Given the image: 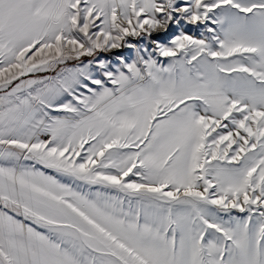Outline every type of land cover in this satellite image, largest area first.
I'll list each match as a JSON object with an SVG mask.
<instances>
[{"label": "snow or ice", "instance_id": "snow-or-ice-1", "mask_svg": "<svg viewBox=\"0 0 264 264\" xmlns=\"http://www.w3.org/2000/svg\"><path fill=\"white\" fill-rule=\"evenodd\" d=\"M0 264H264V0H0Z\"/></svg>", "mask_w": 264, "mask_h": 264}]
</instances>
